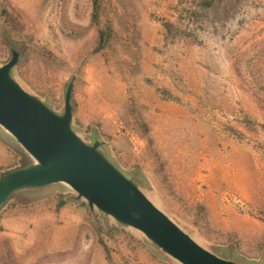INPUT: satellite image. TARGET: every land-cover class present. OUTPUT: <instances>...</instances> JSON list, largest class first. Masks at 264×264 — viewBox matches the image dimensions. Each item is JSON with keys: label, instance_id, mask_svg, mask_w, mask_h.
I'll list each match as a JSON object with an SVG mask.
<instances>
[{"label": "rangeland", "instance_id": "obj_1", "mask_svg": "<svg viewBox=\"0 0 264 264\" xmlns=\"http://www.w3.org/2000/svg\"><path fill=\"white\" fill-rule=\"evenodd\" d=\"M96 1L97 21L95 0H0V68L17 51L12 80L61 115L73 83L83 141L203 248L264 264V0ZM29 195L0 213V264H179L65 186Z\"/></svg>", "mask_w": 264, "mask_h": 264}, {"label": "water", "instance_id": "obj_2", "mask_svg": "<svg viewBox=\"0 0 264 264\" xmlns=\"http://www.w3.org/2000/svg\"><path fill=\"white\" fill-rule=\"evenodd\" d=\"M19 62L20 54L13 51L0 68V127L16 140L26 159L0 173V213L16 197L27 199L31 192L65 186L90 210L140 232L154 249L179 264H238L203 248L157 208L108 160L101 142L87 144L79 137L73 127V83L64 113L57 114L12 80Z\"/></svg>", "mask_w": 264, "mask_h": 264}, {"label": "trees", "instance_id": "obj_3", "mask_svg": "<svg viewBox=\"0 0 264 264\" xmlns=\"http://www.w3.org/2000/svg\"><path fill=\"white\" fill-rule=\"evenodd\" d=\"M232 0H199V6L200 10H205L209 14H214L217 16H223L229 12ZM94 18L95 21L99 18V5L98 2L95 0V7H94ZM196 14V13H195ZM223 17H220L219 20H222ZM165 28L169 30L170 28H173V26L170 23L164 24ZM109 30H101L99 35V45L101 46V49L105 48L106 44L108 43L109 39L111 38V29ZM170 31V30H169Z\"/></svg>", "mask_w": 264, "mask_h": 264}, {"label": "crops", "instance_id": "obj_4", "mask_svg": "<svg viewBox=\"0 0 264 264\" xmlns=\"http://www.w3.org/2000/svg\"><path fill=\"white\" fill-rule=\"evenodd\" d=\"M0 150L3 151L4 159L0 160V173L16 168L25 161L26 155L16 140L0 127Z\"/></svg>", "mask_w": 264, "mask_h": 264}]
</instances>
